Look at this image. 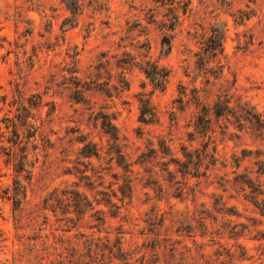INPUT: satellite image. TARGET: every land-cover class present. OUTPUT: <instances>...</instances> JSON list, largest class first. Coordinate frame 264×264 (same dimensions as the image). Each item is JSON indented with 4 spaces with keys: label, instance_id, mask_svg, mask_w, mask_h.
I'll list each match as a JSON object with an SVG mask.
<instances>
[{
    "label": "rangeland",
    "instance_id": "1",
    "mask_svg": "<svg viewBox=\"0 0 264 264\" xmlns=\"http://www.w3.org/2000/svg\"><path fill=\"white\" fill-rule=\"evenodd\" d=\"M221 29L216 79L194 54ZM219 96L264 115V0H0V264H155L152 228L161 260L239 244L264 264V215L236 182L264 139L231 118L195 129Z\"/></svg>",
    "mask_w": 264,
    "mask_h": 264
},
{
    "label": "trees",
    "instance_id": "2",
    "mask_svg": "<svg viewBox=\"0 0 264 264\" xmlns=\"http://www.w3.org/2000/svg\"><path fill=\"white\" fill-rule=\"evenodd\" d=\"M74 9V8H73ZM225 39V31L223 29L218 31H213L210 37L202 43V46L199 48L194 55L196 58L195 64L199 72L204 74H210L216 77V79L222 76V66L220 65V58L224 55L223 42ZM166 45L169 47V41L166 42ZM211 63L213 65H211ZM211 65V66H210ZM144 74L153 82L157 87H163L168 81V74L161 73L158 70L157 66L150 67V69H143ZM234 97V95H233ZM231 97L229 96H219L217 100L213 103L212 106L206 107L201 106L197 111L194 126L195 129L199 132L207 135L211 132V123L212 119H226L227 121L232 119L233 127L243 133L245 128H251V130L259 137L264 139V115L260 113L255 106H252L247 101H242V98L234 100V104H231ZM142 103V100H140ZM145 106H141L139 121L142 123L152 122L155 119V114L149 110H145ZM216 151V149H215ZM246 150H243L245 152ZM217 152V151H216ZM189 154L187 155V157ZM186 157V156H185ZM244 158H239L235 156L234 163L235 167L238 169L241 166V163L244 162ZM190 158V157H189ZM254 165L257 167V170L254 171L255 176H251L253 172L247 174H238L236 180L239 183L240 188L244 191L246 188L249 189L248 194H245V199L256 209L259 210L261 215H264V190L262 177H264V160L257 159L254 162ZM21 189V186H19ZM26 199V192L18 190L16 198V203L18 202L21 205L22 199ZM219 203V202H218ZM80 205V204H79ZM221 205V204H217ZM224 205V204H223ZM221 211L229 213L232 215L225 205L222 207ZM235 215V214H233ZM238 217V216H237ZM160 223V224H159ZM148 224L151 226L159 225L160 228L164 225V220L156 222L155 218L150 219ZM238 226V224H236ZM241 226V225H240ZM244 228V226H242ZM150 230L154 239L152 240L150 248L155 253L154 256H158V261L156 263L160 264H243L244 261H247V254L243 247L239 244L236 247L239 249L238 253L235 254L230 250H223L217 252L213 259H208L203 254H200L197 258L190 252V250H178V247L174 244H171L167 248V253L163 256L161 260L159 256V249L161 243V236L157 234L156 229L152 228ZM261 231H258L257 234H260ZM261 237H264L261 235ZM164 241H170V239L162 238ZM260 238H258L259 240ZM264 239V238H262ZM119 247V256L120 258L127 260L124 256H127L126 252H122V239L120 237L116 238Z\"/></svg>",
    "mask_w": 264,
    "mask_h": 264
}]
</instances>
